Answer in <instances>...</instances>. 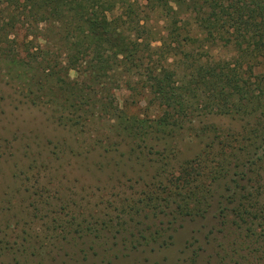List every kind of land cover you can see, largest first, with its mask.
Returning <instances> with one entry per match:
<instances>
[{"label": "trees", "instance_id": "1", "mask_svg": "<svg viewBox=\"0 0 264 264\" xmlns=\"http://www.w3.org/2000/svg\"><path fill=\"white\" fill-rule=\"evenodd\" d=\"M213 44L230 55L208 53ZM0 77L17 103L49 106L64 136L107 116L121 143L140 144L142 135L160 140L205 117L203 130L220 133L211 152L187 160L169 175L165 195L149 200H164L162 212L174 206L171 226L210 208L215 192L205 179L231 176L221 184L228 193L210 231L220 234L212 257L264 264V0H0ZM139 102L143 114L131 107ZM62 140L55 146L69 147ZM84 240L87 257L110 242Z\"/></svg>", "mask_w": 264, "mask_h": 264}, {"label": "rangeland", "instance_id": "2", "mask_svg": "<svg viewBox=\"0 0 264 264\" xmlns=\"http://www.w3.org/2000/svg\"><path fill=\"white\" fill-rule=\"evenodd\" d=\"M208 50L214 56L230 55L221 44ZM9 88L0 79V264H227L212 257L220 234L210 231L220 225L219 201L228 193L221 184L231 176L205 179L206 188L215 192L210 208L171 226L174 206L162 212L164 200H149L165 195L169 175L181 173L187 160L211 152L208 145L213 140L215 145L220 133L203 130L205 117H193V128L162 133L160 140L142 135L140 144L121 143L107 116L96 117L82 133L64 136L66 130L51 121L49 106L19 104ZM116 92L120 101L128 96L125 89ZM133 104L138 114L145 112L144 102ZM150 113H158L156 105ZM219 125L223 128L224 122ZM62 138L69 147L55 146ZM166 158L174 161L166 165ZM229 168L231 175L237 170L234 164ZM252 185L247 182V189ZM161 228L166 230L156 233ZM127 236L140 245L125 246ZM83 239L110 242L87 257Z\"/></svg>", "mask_w": 264, "mask_h": 264}]
</instances>
